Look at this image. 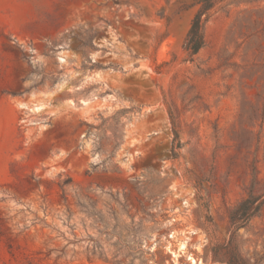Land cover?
Masks as SVG:
<instances>
[{"label": "rangeland", "instance_id": "obj_1", "mask_svg": "<svg viewBox=\"0 0 264 264\" xmlns=\"http://www.w3.org/2000/svg\"><path fill=\"white\" fill-rule=\"evenodd\" d=\"M191 257L264 264V0H0V264Z\"/></svg>", "mask_w": 264, "mask_h": 264}, {"label": "trees", "instance_id": "obj_2", "mask_svg": "<svg viewBox=\"0 0 264 264\" xmlns=\"http://www.w3.org/2000/svg\"><path fill=\"white\" fill-rule=\"evenodd\" d=\"M212 6L213 5L208 2L202 3L192 20L184 43V49L191 56L197 54L204 46V24L209 17L208 11L212 8ZM203 16L205 17L203 18ZM243 203L247 202L245 201ZM248 203L249 204L243 206V208L237 210L231 216V225L234 226L235 229L242 227L245 224V221L254 216L260 208V204H257L256 206L253 205L254 201H250Z\"/></svg>", "mask_w": 264, "mask_h": 264}, {"label": "bare ground", "instance_id": "obj_3", "mask_svg": "<svg viewBox=\"0 0 264 264\" xmlns=\"http://www.w3.org/2000/svg\"><path fill=\"white\" fill-rule=\"evenodd\" d=\"M191 260H192V262H194V264H195V262H196V260H195V258H190Z\"/></svg>", "mask_w": 264, "mask_h": 264}]
</instances>
